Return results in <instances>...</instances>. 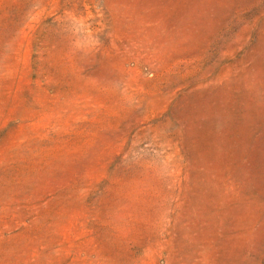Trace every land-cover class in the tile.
<instances>
[{
    "label": "rangeland",
    "instance_id": "obj_1",
    "mask_svg": "<svg viewBox=\"0 0 264 264\" xmlns=\"http://www.w3.org/2000/svg\"><path fill=\"white\" fill-rule=\"evenodd\" d=\"M0 264H264V0H0Z\"/></svg>",
    "mask_w": 264,
    "mask_h": 264
}]
</instances>
